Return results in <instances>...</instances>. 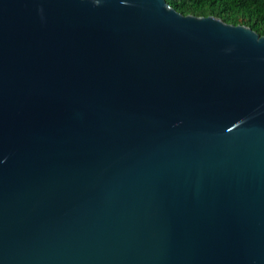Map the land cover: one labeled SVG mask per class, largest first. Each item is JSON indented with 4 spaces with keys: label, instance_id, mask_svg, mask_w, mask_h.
Instances as JSON below:
<instances>
[{
    "label": "water",
    "instance_id": "95a60500",
    "mask_svg": "<svg viewBox=\"0 0 264 264\" xmlns=\"http://www.w3.org/2000/svg\"><path fill=\"white\" fill-rule=\"evenodd\" d=\"M0 264H264V36L0 0Z\"/></svg>",
    "mask_w": 264,
    "mask_h": 264
},
{
    "label": "trees",
    "instance_id": "16d2710c",
    "mask_svg": "<svg viewBox=\"0 0 264 264\" xmlns=\"http://www.w3.org/2000/svg\"><path fill=\"white\" fill-rule=\"evenodd\" d=\"M182 15H212L225 23L248 26L264 36V0H165Z\"/></svg>",
    "mask_w": 264,
    "mask_h": 264
}]
</instances>
